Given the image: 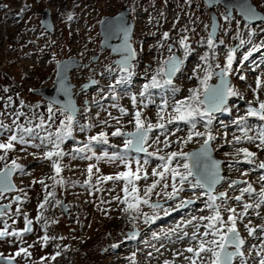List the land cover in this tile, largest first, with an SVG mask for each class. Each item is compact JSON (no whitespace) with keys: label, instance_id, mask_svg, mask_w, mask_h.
<instances>
[{"label":"rangeland","instance_id":"1","mask_svg":"<svg viewBox=\"0 0 264 264\" xmlns=\"http://www.w3.org/2000/svg\"><path fill=\"white\" fill-rule=\"evenodd\" d=\"M250 2L264 13V0ZM0 4L5 8L0 16V124L5 126L0 128V143H6L13 134L21 135L20 127L34 129L31 134H23L29 143L14 142L13 149L6 153L0 150V156L4 157L0 159V172L11 167L12 161L22 166L13 170L16 191L0 195V205L9 207L0 216V231L10 233L0 238V254L15 264H190L188 257L193 253L186 249L197 248L201 239H213L211 235L203 236L207 220L200 219L212 215V209L207 206L209 198L203 188L191 187L188 181L196 182L192 176L180 184L179 177L173 181L171 173H166V178L146 197L149 204L141 203L138 210L128 209L123 203L126 198L123 180L103 181L102 177L128 170L134 172L141 167L140 175L147 174L148 178L135 183L143 198L144 189L159 179L152 176V170L163 171L160 166L164 161L160 156L166 158L171 152L189 153L198 149L210 133L215 137L210 141V155L220 162L223 177L214 194L226 193V203L216 201L222 205V218L226 221L229 215L225 208H234L239 214L244 212V204L253 205L243 219L237 220V230L245 244L241 248L243 257H234L232 264H259L264 258V204L259 208L255 205L264 189L261 179L264 168L259 167L264 163V143L259 139L264 132V121L248 116L247 111L264 102V24L246 23L235 10L225 19L226 9L215 5L211 11L219 22L218 40H213L214 47L209 48L211 14L202 0H2ZM124 8H129L128 18L134 25L131 42L135 56L127 71L113 65L117 56L100 49L98 31L102 18L114 16ZM44 10L50 14V32L40 26ZM253 31L257 32L251 37ZM164 33H168L167 38ZM184 37H187V51L180 45ZM241 41H244L242 45ZM253 47H258V51L253 52ZM229 51L233 53V61L227 78L238 95L228 97L226 106L212 116L210 123L209 118L201 116L168 123L177 115L174 112L177 102L187 101L190 90L203 92L200 80L206 72L213 73L208 85L217 84L215 73L224 67ZM172 56L182 63L172 83L165 85L160 70H165V62ZM245 56H248L246 60ZM71 58L77 59L79 65L69 73L79 110L71 134L75 140L65 144L64 139L60 144L65 155L59 158L62 171L56 179H63L61 185L53 179L52 162L57 158H44L45 152L54 149L41 137L47 132L55 133L65 114L54 105L48 107L32 91L51 88L56 64ZM154 75L160 86L145 90L144 86L151 83ZM241 76L245 79L241 80ZM85 85H89L87 89ZM49 108L52 121L48 119ZM120 109L127 114H122ZM29 111L35 116L29 115ZM137 111L146 126L165 124L163 129L153 128L148 134L145 147L147 152L156 153L154 156L125 153L126 138L111 135L118 128L123 133L134 132L133 117ZM241 117L245 118L241 124L234 123ZM26 119L31 121L25 122ZM41 120L44 127L36 128ZM241 128L253 139H246ZM100 132L106 133V144L93 141L89 145L91 151H74ZM196 132L203 135L196 136ZM189 133H193L190 141ZM236 137H240L238 143ZM240 149L255 154L250 163L245 161ZM114 154L126 156V161L108 159ZM87 156L92 159L84 158ZM183 163V158L177 157L170 167L183 173L185 170L180 167ZM89 165L95 166L91 177L87 171ZM95 168H99L98 173ZM232 181L239 183L229 187ZM173 184L183 190L168 199ZM249 184L254 192L245 193L236 201L240 190ZM49 192L53 195L45 202ZM128 199L134 202L131 197ZM187 201L192 203L184 208ZM41 203H44L42 209ZM153 203L162 205L153 208L150 206ZM25 217L32 221L31 231L27 233L23 232ZM245 225L256 229L254 235H248ZM134 231L139 235L128 239L127 233ZM17 232L21 234L15 235ZM193 233L196 240L192 239ZM21 248L27 252H20ZM196 259L197 264H210L212 257L210 253H202Z\"/></svg>","mask_w":264,"mask_h":264},{"label":"snow or ice","instance_id":"2","mask_svg":"<svg viewBox=\"0 0 264 264\" xmlns=\"http://www.w3.org/2000/svg\"><path fill=\"white\" fill-rule=\"evenodd\" d=\"M249 18H254V13L251 9L248 10ZM71 19V17H69ZM225 19H228L226 16ZM214 33H211L209 35V38L207 40V44L209 48L214 47V42L212 36ZM164 37H168V33H164ZM187 37H184L180 40V45L183 47L186 51L188 50V45L186 44ZM222 43V41H221ZM244 43V41H241V45ZM171 50V49H169ZM125 51L128 53V56H126L122 61V71H127V60L129 57H134L135 53L132 51L130 45H126ZM253 52L258 51V47H253ZM248 55H251V52L248 53ZM248 56H245L244 59L246 60ZM232 61H233V53L229 51L227 55V60L224 65V67L218 72L215 73L220 79V83L214 87L209 86L207 81L211 78V75L213 73L206 72L203 79L200 80V85L203 88V92H201L199 89H192L190 90L191 95L188 97L187 101H180L177 102L176 106L174 107V112L177 114L176 116L170 118L168 120V123L173 122V120H191L195 116H201L204 117L205 115L211 117V113L214 111H219L222 109V107L225 104V101L230 96H236L238 93L229 85L227 82V77L229 75V72L232 70ZM168 65L167 72L165 75L168 77L164 81L165 85H169L172 83L171 76H173L177 71H179V65L180 61H178L174 56L169 57L168 61H166ZM219 67V65H217ZM160 71H164L161 69ZM241 80L245 79L244 76L240 77ZM260 80L258 78L257 85L259 86ZM160 84L157 80V77L154 75L152 77V81L150 84L145 85V90L149 87H159ZM141 96L144 95V92L140 93ZM201 96H203V99H201ZM133 104L136 103L135 97H132ZM200 105H203V109H201ZM146 107V105H145ZM49 120L52 118V109L49 108ZM122 114H127L126 110L120 109ZM62 114H65V118L60 121V126L56 129L55 133H49L45 137H41L42 140H46L49 143H51L53 147V151H47L44 153V158L53 160V157H56L57 159L53 160L52 162V168L54 170L55 176L53 177L54 182L56 184H64L63 179H56V177H59L61 171H62V165L59 162V158H62L65 153L60 150V144L63 142L64 139L71 136L72 134V128L73 123L75 120V108L73 105L69 104L65 108L61 109ZM158 115H160L158 113ZM247 115L250 117H258L260 120L264 121V102L259 104L258 108H252L249 107L247 111ZM161 119H163V116H160ZM134 122H135V131L130 133H123L118 128L116 131H113L111 133L112 136H125V137H131V139H125L124 142V151L125 153L129 150L135 151L137 153L143 152L147 155L154 156L156 153H149L147 152V148L145 147V144L148 140V134L152 131L153 128H160L163 129L165 127V124L163 123H157L155 125L147 124L145 125L144 121L141 119V113L139 111L134 113ZM245 118L241 117L239 120L234 121V123L241 124ZM211 122V119H209V123ZM5 127L4 125L0 124V128ZM36 128H43L44 127V121L41 120L40 124H37L35 126ZM194 127V125H193ZM21 135L17 136L16 134H13L10 136L9 140L6 143H0V150H3L5 153L14 147V142L19 143L21 145L29 143L28 140L25 139V136L23 134H31L33 133L34 129L31 127H20L19 128ZM241 131L244 132V137L248 140H252V137H249L247 135V132L245 129L241 128ZM193 133H189L188 140L190 141L192 139ZM196 136L203 135L200 132L194 133ZM53 136L55 139H53ZM215 139L210 133L207 135V138L204 140V145L200 149L199 152L196 153H184V152H171L166 158L164 156H160L159 159L161 161H164V163L160 166L163 171H157L156 169L152 170V176L153 177H159V179L155 180L151 185L147 186L144 189L143 192V198L138 194V189L136 186V181L141 179H147V174L141 176L140 173L142 172L141 167H137L135 171H123L120 172L114 176H104L102 177L103 181L113 180V181H121L123 180L124 188L123 191L125 193V199L123 203L128 205V209H136L138 210V207L141 203L143 204H149L148 197L153 189L159 184L161 181H163L166 178V173H171V178L173 181L176 180L177 177H179V183L184 184L186 181H188V177L193 176L194 174L198 177L196 179L195 184H191L190 181H188L191 185V187L196 188H206L209 191L206 193L209 198L208 207L212 209V215L207 217H200L201 220H207V224L204 225L205 231L203 233V236H209L211 235L213 239L205 241L201 239L200 243L198 244L197 248L189 247L186 249L187 252L193 253L192 257H188L190 260V264H197V259L201 257L202 253H210L211 254V261L210 264H232V260L234 257L240 256L243 257V252L241 251L242 246L245 244L244 239L241 238L238 230H237V220L243 219L245 213L249 208H252L253 205L251 204H244V212L237 214L236 210L234 208H225V211L229 213L227 216V220L225 221L221 216V204H217V200H222L226 203V193L220 192L218 195H213L212 190L215 188V185L220 183V181L223 179L219 175V167L220 162L211 160L210 163L206 162L207 158L210 157V150L208 148L209 141ZM236 142L238 143L240 140V137H236ZM259 139L261 143H264V132H261ZM93 141L108 142V137L106 133L100 132L96 136L89 137V142L85 144L81 148L74 149L77 153H84L86 151H91V148L89 145ZM33 147H36L37 145H32ZM165 147H167V142H165ZM240 152L244 154V158L246 162H251V157H253L255 154L252 152H249L247 149H240ZM105 156H107V153H105ZM177 157H181L184 160V163L180 165L185 171L182 173L178 170V168H172L170 167L172 161L176 159ZM4 157L0 156V159H3ZM87 159H92L91 156L84 157ZM97 159H101V157H97ZM110 160H121L126 161V156L120 155V154H114L111 157H108ZM191 161V163L189 162ZM139 163V162H137ZM147 164V161L144 162ZM94 165H89L87 171L89 176L93 174ZM125 167L127 168L128 165L125 163ZM260 168H264V163H261L259 165ZM14 169H22V166L17 164L16 161H12L11 168L5 173H3V176L0 177V195H3L4 192L12 189L11 183L8 181V177L11 176V172ZM195 170V171H194ZM95 171L98 173L99 168H95ZM262 180H264V177H261ZM89 181L86 180L85 184H87ZM40 183H43V181H40ZM239 182L232 181L231 184H229V187H232L233 185L237 184ZM167 187V185H165ZM183 189H177L176 185H172V193L168 194V199H173L175 194L178 193V191H182ZM241 195L236 196L235 200L240 201L242 199V196L245 193H248L251 195L254 192V189L249 184L247 187L242 188ZM158 194V193H157ZM53 193L49 192L45 196V202H47L48 197L52 196ZM128 197H131V200L134 202H130ZM259 201L256 203L255 207L259 208L261 204H264V189H262L259 193ZM59 203V201H57ZM188 203H191L189 201ZM153 208H159L160 205H150ZM4 206H0V216L4 215L5 212L2 210ZM39 207L42 209L44 208V203H41ZM39 219V217H38ZM195 219V218H194ZM32 221L28 220L27 217H25V228L23 229V232H29L31 231V225ZM245 228L248 231V235L252 236L254 235L256 229L248 227V225H245ZM264 230V229H262ZM7 231H0V237H4L9 235ZM21 233L17 232L15 235L19 236ZM45 240H47V237H44ZM193 240L197 239V236L195 233H193L192 236ZM209 245V246H206ZM229 247H232L234 250L229 251ZM20 252H27L26 249L21 248ZM20 252H17V255L20 254ZM259 255V253H257ZM259 264H264V258H261L259 261Z\"/></svg>","mask_w":264,"mask_h":264},{"label":"water","instance_id":"3","mask_svg":"<svg viewBox=\"0 0 264 264\" xmlns=\"http://www.w3.org/2000/svg\"><path fill=\"white\" fill-rule=\"evenodd\" d=\"M202 1L205 3L206 7L208 8V10L210 11V14H211L209 35L211 33H214L212 38L215 42L218 40L217 31H218V27H219L218 19L216 18V15L211 11L212 7H214L215 5H221L222 7H224L226 9L225 17L227 16L228 18H230L233 15V11L235 10L236 15L239 16L246 23H249V24L263 23L264 24V13L257 11L255 6L250 2V0H202ZM249 9H251L252 12L255 14L254 18H249V14H248ZM128 15H129V8H124V9L120 10L116 15L104 17L98 22V31H99V36L101 37L100 49L101 50L107 49V50H109L111 55L117 56L115 61L113 62V65L120 66V67H122L121 61L126 56H128V53L125 51L126 45H130L132 51H134V46L131 42V38H132L133 30H134V25H133V22L128 18ZM40 26L43 30H45L47 32H50L52 30V25H51V21H50V14H49L48 10L42 11ZM134 53H135V51H134ZM174 57L178 61H180V65H181V60L178 59L176 56H174ZM95 59L96 58H93V61H95ZM133 59H134V57L128 58L127 68L130 67L131 63L133 62ZM180 65H179V67H180ZM78 66H79L78 60L74 59V58L64 59L62 61H59L55 67V76H54V81H53L52 87L33 90L32 93L41 96L45 102H47L51 105H54L58 108H61V109L65 108L69 104L73 105L75 108V119H76L79 107L76 103L75 98L73 97L74 86L70 83L69 73L73 69H76ZM164 67H165V70L163 71V76H164V79L166 80V79H168V77L165 75V73L167 72V69H168V65L166 62L164 64ZM218 72H216V73H218ZM176 73L173 76H171V81L174 79ZM227 82L229 83L228 78H227ZM219 83H220V79L218 77L217 84H210L209 86L214 87V86L218 85ZM88 86L89 85H85L84 89L85 88L87 89ZM201 99H203V96L201 97ZM227 100H228V98H227ZM227 100L225 101V104L222 107V109L226 106ZM222 109L219 111L212 112L211 116L219 114L222 111ZM125 138H127V137H125ZM129 138L131 139V137H129ZM202 146L199 147L198 149H194V150L190 151L189 154L199 152L200 149L202 148ZM208 148L210 150V141H209ZM129 151H131V150H129ZM131 152H135V151H131ZM135 153H137V152H135ZM138 154L144 155L146 153L140 152ZM210 154H211V150H210ZM211 160H214V159L210 155V157L207 158L206 162L210 163ZM189 162L191 163V161H189ZM9 168H11V167H8V168L4 169L2 172H0V177H2L3 173L7 172L9 170ZM13 174H14V172L12 170L11 176L7 178L13 187H12V189L4 192L3 194L16 191V187L13 185V182H12ZM219 175L222 177V171H221L220 167H219ZM192 177L195 180L198 178L195 174ZM221 182H222V180L220 181V183L215 185V188L212 190L213 195H215L214 191L217 187L220 186ZM203 190H205L206 192L209 191L206 188H203ZM15 199L18 200V198H15ZM188 202L189 201H187L185 203V205L183 206L184 208L188 207L190 205V203H188ZM191 203H192V201H191ZM157 204L160 206L162 205L161 203H153V205H157ZM0 206H4L2 209L3 211L7 210L9 208L7 205H0ZM63 210L66 213L67 208L64 207ZM138 235H139V232H135V231L127 233L128 238H135ZM233 260H234V258H233ZM233 260H232V262H233ZM0 264H15V261L12 259L5 258L2 255H0Z\"/></svg>","mask_w":264,"mask_h":264},{"label":"trees","instance_id":"4","mask_svg":"<svg viewBox=\"0 0 264 264\" xmlns=\"http://www.w3.org/2000/svg\"><path fill=\"white\" fill-rule=\"evenodd\" d=\"M11 1H16V0H11ZM2 2V0H0V3ZM5 9V8H4ZM4 9H3V6H2V4H0V16H1V13L4 11ZM20 17H21V15H20ZM242 22V24H245L243 21H241ZM257 32V31H256ZM255 31H253L252 32V34H251V37H252V35H254L255 33H256ZM7 93H8V90H7ZM44 104H46L48 107L49 106H51L49 103L47 104V103H45L44 102ZM32 114H34L32 111H29V115H32ZM34 116H35V114H34ZM55 116V115H54ZM38 119H40V117H37ZM41 119H46V118H41ZM49 119V118H48ZM53 120V117L51 118V121ZM29 121H31V120H29V119H26L25 120V122H29ZM48 134H49V132H47ZM47 134V135H48ZM46 135V136H47ZM53 139H55V137L53 136ZM75 139H74V136L73 135H71V136H69V137H67L66 139H65V144L66 143H68V141H74ZM96 144H94V146H95ZM97 146H99V145H97Z\"/></svg>","mask_w":264,"mask_h":264},{"label":"flooded vegetation","instance_id":"5","mask_svg":"<svg viewBox=\"0 0 264 264\" xmlns=\"http://www.w3.org/2000/svg\"><path fill=\"white\" fill-rule=\"evenodd\" d=\"M3 195H4V194H3ZM14 199H15V198H14ZM29 232H30V231H29ZM26 233H27V232H26ZM5 237H6V236H5ZM5 237H4V238H5ZM0 238H2V237H0Z\"/></svg>","mask_w":264,"mask_h":264}]
</instances>
